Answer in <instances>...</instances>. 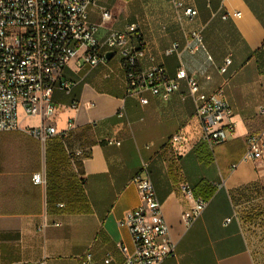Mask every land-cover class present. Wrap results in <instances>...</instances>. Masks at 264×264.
I'll list each match as a JSON object with an SVG mask.
<instances>
[{"label":"crops","instance_id":"obj_1","mask_svg":"<svg viewBox=\"0 0 264 264\" xmlns=\"http://www.w3.org/2000/svg\"><path fill=\"white\" fill-rule=\"evenodd\" d=\"M182 1L197 11L182 24L171 0H98L89 19L103 24V39L137 22L143 69L162 65L174 77L182 67L204 93L223 87L234 133L220 144L203 139L184 80L169 99L145 92L144 105L127 93L119 58L109 61L111 75L72 59L61 75L69 89L53 93L57 134L42 141L31 132L42 118L23 115L19 129L0 132V264H85L88 256V264H122L134 246L120 221L140 203L131 180L145 169L176 243L160 264H264V162L242 161L249 134L264 133V0ZM175 134L183 144L172 142ZM36 173L47 183L35 184ZM182 183L209 201L190 228L182 213L193 201Z\"/></svg>","mask_w":264,"mask_h":264},{"label":"built area","instance_id":"obj_2","mask_svg":"<svg viewBox=\"0 0 264 264\" xmlns=\"http://www.w3.org/2000/svg\"><path fill=\"white\" fill-rule=\"evenodd\" d=\"M171 1L181 24L186 18L196 16L197 11L186 7L182 0ZM97 4L98 0H0V132L19 129L23 115L42 118L43 123L31 130L42 141L57 134L51 123L56 110L52 99L55 88L69 89V83L61 80L64 67L72 59L79 58L80 66H104L111 75L114 70L109 61L117 55L129 95L137 96L144 105L149 103L143 95L145 92L169 99L184 80L202 124L203 139L211 144L227 141L235 131V123L225 89L220 87L209 94L202 92L197 79L182 67L174 77L169 76L162 65L143 69L142 60L147 50L141 39L140 25L129 23L122 30L110 31L103 39L100 34L103 24L92 23L89 19L90 9ZM240 14L239 11L227 12L222 17L228 19ZM110 19V11L103 8L102 20ZM189 37L198 44L203 41L200 31H192ZM177 49L178 44H174L165 52L171 54ZM109 52H113L110 60L107 59ZM230 63L231 59L226 58L221 71L225 72ZM258 113L264 118V103L259 106ZM118 115L123 117L124 110ZM184 141L183 134L172 137L173 143L183 144ZM242 161L264 162L263 132L249 134ZM145 170V174H136L131 180L139 191L140 203L120 221L121 226L130 230L134 246L122 264H160L176 252L162 202ZM33 181L38 185L46 184L41 173L34 174ZM180 189L193 201L182 213L184 225L190 228L202 216L209 201L196 196L189 183H182ZM228 222L230 219L225 224ZM89 260L88 256L85 264Z\"/></svg>","mask_w":264,"mask_h":264},{"label":"water","instance_id":"obj_3","mask_svg":"<svg viewBox=\"0 0 264 264\" xmlns=\"http://www.w3.org/2000/svg\"><path fill=\"white\" fill-rule=\"evenodd\" d=\"M112 56H113V52H109V53L107 54V59L110 60V59L112 58Z\"/></svg>","mask_w":264,"mask_h":264},{"label":"trees","instance_id":"obj_4","mask_svg":"<svg viewBox=\"0 0 264 264\" xmlns=\"http://www.w3.org/2000/svg\"><path fill=\"white\" fill-rule=\"evenodd\" d=\"M141 39H143V36L141 37ZM46 183H47V177H46ZM49 183V182H48ZM195 195L197 196V194L195 193Z\"/></svg>","mask_w":264,"mask_h":264},{"label":"rangeland","instance_id":"obj_5","mask_svg":"<svg viewBox=\"0 0 264 264\" xmlns=\"http://www.w3.org/2000/svg\"><path fill=\"white\" fill-rule=\"evenodd\" d=\"M116 57H118V56L116 55ZM116 57H115V59H117Z\"/></svg>","mask_w":264,"mask_h":264}]
</instances>
